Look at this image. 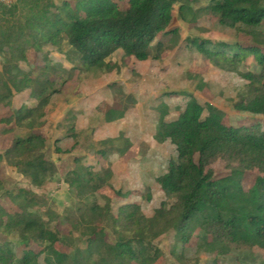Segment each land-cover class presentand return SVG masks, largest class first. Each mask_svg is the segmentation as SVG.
<instances>
[{
	"label": "trees",
	"instance_id": "16d2710c",
	"mask_svg": "<svg viewBox=\"0 0 264 264\" xmlns=\"http://www.w3.org/2000/svg\"><path fill=\"white\" fill-rule=\"evenodd\" d=\"M188 2L128 0L124 8L115 0L0 2V52L5 58L2 73L8 76V83L0 79V88L1 84L7 87L5 95L0 91V101L9 102L12 95L10 85L15 92L30 89V95L39 100V106L48 102L50 93L47 90L53 82L47 72L42 70L33 76L32 72L24 71L19 65L29 57V48L37 44L44 43L59 49L62 40L66 39L87 70L111 69L107 59L119 49L138 60L151 56L159 58L167 43L157 38L176 34V29H168L172 11L178 5L179 14L184 19V11L191 8ZM209 9L219 14L221 24L238 32V24L256 26L264 22V0H213ZM17 11L19 16H16ZM191 19L194 20L195 15ZM190 42L213 65L239 72L256 86L255 92L240 95L233 104L235 109L264 114V51L258 45L236 44V51L229 54L226 48H231L232 44L224 41L214 43V46H219L218 50L210 48L212 43L207 39L191 38ZM249 56L255 60L258 70L241 72L239 66ZM36 108L20 107L15 120L21 122L30 118ZM203 109L195 98H190L184 112L177 118L165 120L162 114L156 125V138L175 147V156L155 178L165 195L174 198L171 208L163 202L151 216H146L140 205L132 202L121 205L115 216L111 213L108 197L104 205L94 201L88 207L89 213L81 215L86 223V247L65 252L58 248L61 237L51 226L55 214L49 207L43 213L38 210L46 204L45 197L21 187L17 193H11L19 211L5 212L0 231L16 236L26 244L33 241L40 250L33 257L27 254L18 256L0 242V264H37L40 254H44L46 264H152L161 253L153 245L154 228L172 222L176 223L183 242H187L194 228L199 227L210 237L209 245L218 254H226L232 247L264 252V131L228 126L222 122L221 111L213 107H208L207 115L201 117ZM118 112L113 105L109 106L105 110L106 120L121 118L123 113ZM32 123L30 120L28 125ZM38 139L43 140L42 136L33 134L17 137L13 147L3 154L8 155L13 149L20 150L21 145ZM100 143L111 144L110 148L98 151L102 155L113 150L124 153L132 145L124 140V145L117 147L112 145V139L101 140ZM3 154L0 153V159ZM217 160L224 161L229 174L214 178L211 164ZM23 163L26 166L24 176L34 186H44L50 177L48 170L32 158ZM248 169H256L259 175L245 190L241 178ZM110 173L108 171L107 174ZM65 180L76 190L79 198L93 195L105 185L100 174L83 165L68 172ZM106 218L113 224L116 235L113 243L107 241L104 227L97 224Z\"/></svg>",
	"mask_w": 264,
	"mask_h": 264
},
{
	"label": "rangeland",
	"instance_id": "374dc122",
	"mask_svg": "<svg viewBox=\"0 0 264 264\" xmlns=\"http://www.w3.org/2000/svg\"><path fill=\"white\" fill-rule=\"evenodd\" d=\"M16 1L6 0L8 4ZM54 1L60 3L61 0ZM115 1L121 8L128 2ZM212 1L189 0L191 8L184 11V19L179 14L178 5L174 6L168 29L177 32L157 38L167 43V48L157 59L151 56L138 60L119 49L107 59L111 69L87 70L66 39L62 40L59 49L44 43L29 48V57L19 63L20 67L32 72L33 76L45 70L53 85L47 90L50 93L48 102L42 106L30 95V89L15 92L10 85L12 95L9 102L0 101L1 154L13 147L17 137L33 134L43 139L2 155L0 225L5 212L19 211L11 193H17L21 187L45 197L46 206L38 210L43 213L49 207L55 214L51 226L61 237L58 248L65 252L86 247V223L81 215L89 213L88 207L94 201L104 205L108 197L111 213L115 216L121 205L132 202L138 203L146 216H151L163 202L171 208L174 198L165 195L155 178L175 156V147L156 138V125L162 114L165 120L177 118L184 112L190 98H195L204 107L201 117L207 115L208 107H213L221 111L222 122L228 126L264 131V114L239 111L233 106L242 93L255 92L256 86L239 72L213 65L190 42L191 38L207 39L212 43L209 47L218 50L219 46L214 43L224 41L232 44L231 48H226L229 54L236 51V44L258 45L264 51V22L256 26L238 24V32L219 22V14L209 9ZM16 16H19L18 11ZM4 61L0 52V79L7 82L8 76L2 73ZM239 70L257 71L258 65L249 56L240 64ZM0 91L5 95L7 87L1 84ZM111 105L119 114L123 113L120 120L127 116V120H122L125 127L118 122L112 131L107 129L105 110ZM22 106L37 107V110L30 118L17 122L15 116ZM30 120L33 121L31 126L28 125ZM105 139L114 140L112 145L117 147L124 145V140L132 145L124 153L113 150L102 155L99 150L111 147L109 143H100ZM30 158L50 173L42 187L34 186L23 174L26 168L23 162ZM80 165L90 167L105 180L101 189L85 198L77 197L76 190L65 180L68 172ZM211 167L214 178L229 174L222 160L215 161ZM108 171H111L109 175ZM258 175L256 169L245 170L241 178L243 188L249 189ZM97 224L104 227L107 241L113 243L116 235L111 220L106 218ZM154 234L153 245L161 253L152 264H264V252L259 249L232 247L226 254H218L209 245L210 237L199 227L194 228L187 242L181 240L175 222L155 227ZM0 242L18 256L27 254L33 257L40 250L33 241L26 244L1 231ZM37 264H46L44 254L38 256Z\"/></svg>",
	"mask_w": 264,
	"mask_h": 264
},
{
	"label": "crops",
	"instance_id": "0c3cea01",
	"mask_svg": "<svg viewBox=\"0 0 264 264\" xmlns=\"http://www.w3.org/2000/svg\"><path fill=\"white\" fill-rule=\"evenodd\" d=\"M127 120V116H125L124 118H122L121 120H120V118L119 119H117V120H114V121H108V122H105L106 123V125L108 126V130H110V131H112V129L114 128V126L115 125H118V122H122V126L123 127H125V123L122 121V120ZM109 123V124H108ZM128 151V150H127Z\"/></svg>",
	"mask_w": 264,
	"mask_h": 264
},
{
	"label": "built area",
	"instance_id": "2783aa9c",
	"mask_svg": "<svg viewBox=\"0 0 264 264\" xmlns=\"http://www.w3.org/2000/svg\"><path fill=\"white\" fill-rule=\"evenodd\" d=\"M0 2H3V3H5V4H8V3L6 2V0H1Z\"/></svg>",
	"mask_w": 264,
	"mask_h": 264
}]
</instances>
